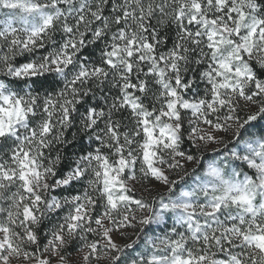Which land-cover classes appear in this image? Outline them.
<instances>
[{"label":"snow or ice","instance_id":"snow-or-ice-1","mask_svg":"<svg viewBox=\"0 0 264 264\" xmlns=\"http://www.w3.org/2000/svg\"><path fill=\"white\" fill-rule=\"evenodd\" d=\"M0 264H264V0H0Z\"/></svg>","mask_w":264,"mask_h":264}]
</instances>
